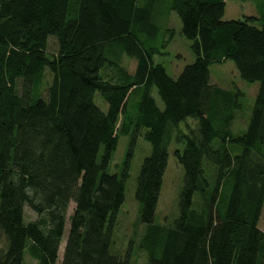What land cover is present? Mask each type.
<instances>
[{"label":"trees","instance_id":"1","mask_svg":"<svg viewBox=\"0 0 264 264\" xmlns=\"http://www.w3.org/2000/svg\"><path fill=\"white\" fill-rule=\"evenodd\" d=\"M146 1L0 0V264H27L26 253L58 264L67 220L60 264H130V251H112V230L139 137L151 147L135 187L146 264H264V17L224 21L226 0H172L194 56L174 80L154 63L162 25L146 4L161 0ZM226 61L259 84L240 135L232 127L243 94L210 77V65ZM120 136L128 151L111 173ZM172 144L183 186L178 217L161 226L154 215ZM25 207L37 218L25 221Z\"/></svg>","mask_w":264,"mask_h":264},{"label":"rangeland","instance_id":"2","mask_svg":"<svg viewBox=\"0 0 264 264\" xmlns=\"http://www.w3.org/2000/svg\"><path fill=\"white\" fill-rule=\"evenodd\" d=\"M143 1H145V5L147 1ZM149 3L150 2L146 5L152 7V17L154 22L158 25H162L154 44L155 48L159 49L161 54L154 57V63L162 65L167 74L175 79L186 66L191 65L194 61V56L190 51V42L179 34L181 23L176 13L171 10L172 0H161L158 4ZM225 7L224 21H243L245 19L244 17L249 16L264 17V0H227ZM255 26L260 27V23L256 22ZM167 30H172L174 33L171 42L169 41L170 34ZM139 36L145 39V35ZM166 40L169 42L167 43V47L163 48L162 45ZM56 50V40L50 38L47 47L48 55L54 54ZM115 56L116 55L112 53L110 54L107 50V59L114 60L116 59ZM122 65L128 74H133L136 68V61L124 55V57H122ZM209 70L213 84L223 89H228L232 93H238L237 91H239L243 94L240 99L242 107L236 112L237 119L232 127V133L234 135H240L245 131L244 129H246L249 123L259 84H249L241 80L234 63L231 61H226L221 64H212L210 65ZM51 81L52 77L47 72L43 83L44 92H47ZM152 96L161 106V101L159 100L155 89L153 90ZM95 101L98 105L104 104L105 106V103L98 93L95 96ZM190 121L191 120H189V122ZM240 129L241 131H239ZM129 141V137L120 136L117 149L110 164L111 173L118 172L117 165H119V169L121 168V165H123L128 151ZM175 148V144L170 145L168 164L163 177L162 187L154 215V223L161 226L172 225L179 214V193L183 186L184 171L175 160L173 154ZM150 153L151 147L149 143H147L143 137H139L133 151L129 178L126 181L124 202L117 213L115 225L112 230V251L120 257L126 256L127 252L130 251V264H146L147 262V253L141 248L146 226L140 222V204L135 198V187L143 160L148 157ZM196 197L197 196H195L196 202H194V206L198 209L200 207V200L198 198L196 199ZM74 207V202H70L67 209V217L72 214ZM24 212L25 221H32L37 218V214L31 211L28 207H25ZM262 217H264V211ZM259 226H262V220L259 222ZM68 228L69 221L67 220L65 233L59 246L58 264H60L62 259ZM5 239V235L0 231V248L3 247ZM25 262L27 264H36L35 260H33L27 253L25 254Z\"/></svg>","mask_w":264,"mask_h":264},{"label":"crops","instance_id":"3","mask_svg":"<svg viewBox=\"0 0 264 264\" xmlns=\"http://www.w3.org/2000/svg\"><path fill=\"white\" fill-rule=\"evenodd\" d=\"M226 2H227V0L225 1V4H226ZM225 9H226V7H225ZM225 15V14H224ZM180 75V74H179ZM178 75V76H179ZM178 76L175 78V79H177L178 78ZM173 79V78H172ZM174 79V80H175ZM153 93V92H152ZM155 99V98H154ZM156 100V99H155ZM156 103H157V105H158V107L159 108H162V103H161V106L158 104V102H157V100H156ZM188 124L189 125H193L194 124V122L191 120L190 122L188 121ZM245 126V125H244ZM181 128L185 131L186 130V127H185V125L183 124L182 126H181ZM245 130V129H244ZM239 131H241V129L239 130ZM243 132V131H242Z\"/></svg>","mask_w":264,"mask_h":264}]
</instances>
